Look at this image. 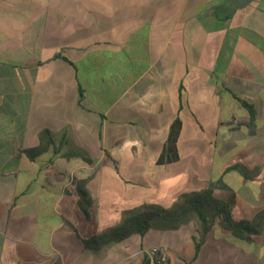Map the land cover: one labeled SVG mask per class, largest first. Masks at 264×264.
Wrapping results in <instances>:
<instances>
[{"label": "crops", "instance_id": "crops-1", "mask_svg": "<svg viewBox=\"0 0 264 264\" xmlns=\"http://www.w3.org/2000/svg\"><path fill=\"white\" fill-rule=\"evenodd\" d=\"M43 130L54 146L29 160ZM204 190L250 227L218 220L196 250V218L156 219L84 245ZM262 212L264 0H0V264H264Z\"/></svg>", "mask_w": 264, "mask_h": 264}, {"label": "trees", "instance_id": "trees-1", "mask_svg": "<svg viewBox=\"0 0 264 264\" xmlns=\"http://www.w3.org/2000/svg\"><path fill=\"white\" fill-rule=\"evenodd\" d=\"M252 115V110L244 104ZM181 130V122L175 120L170 127L167 139L163 145L159 164H173L178 161L177 142ZM38 146L34 149L24 151L23 154L29 159L34 160L41 154L46 153L54 146V138L50 131L43 130L38 134ZM59 151H56L58 154ZM65 159L81 158L90 163V160L78 153L61 154ZM76 191L79 197L78 205L84 214H87L92 205L91 197L86 189V182H76ZM196 218L199 222L201 238L195 243L196 250L202 242L204 236L216 225L218 220H222L232 226L243 228L250 227V223H234L231 218L229 206L214 198L210 190L200 191L184 196L179 202L173 204L169 209L150 207L138 214L125 218L117 227L108 229L101 234L84 242L86 248L98 250L104 246L121 242L132 235L143 236L153 227L156 219L164 221L169 229H176L191 219ZM264 219V212L260 213L256 221Z\"/></svg>", "mask_w": 264, "mask_h": 264}, {"label": "water", "instance_id": "water-1", "mask_svg": "<svg viewBox=\"0 0 264 264\" xmlns=\"http://www.w3.org/2000/svg\"><path fill=\"white\" fill-rule=\"evenodd\" d=\"M255 0H230L232 4L239 8H246Z\"/></svg>", "mask_w": 264, "mask_h": 264}, {"label": "built area", "instance_id": "built-area-1", "mask_svg": "<svg viewBox=\"0 0 264 264\" xmlns=\"http://www.w3.org/2000/svg\"><path fill=\"white\" fill-rule=\"evenodd\" d=\"M158 263L159 264H167L165 257H160Z\"/></svg>", "mask_w": 264, "mask_h": 264}]
</instances>
